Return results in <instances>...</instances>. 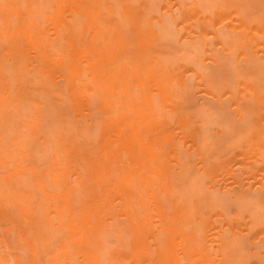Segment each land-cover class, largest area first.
Returning <instances> with one entry per match:
<instances>
[{"label":"bare ground","instance_id":"1","mask_svg":"<svg viewBox=\"0 0 264 264\" xmlns=\"http://www.w3.org/2000/svg\"><path fill=\"white\" fill-rule=\"evenodd\" d=\"M260 1H249L260 9L255 5L251 15L264 13ZM221 2L226 5L220 0H0V264H181L182 256L187 264H212V247L214 255L218 249V257L245 264L244 249L251 246L254 259L264 254L258 246L263 240L257 243L264 235L263 214L260 210L258 218L257 200L243 197L249 194L247 183L264 192V174L255 179L264 168L259 164H264L259 158L264 77H256L257 68L264 71V40H258L264 38V14L252 22L239 14L240 1L236 10L233 1ZM165 40L176 42L182 53L160 54L165 49L159 52L158 45ZM218 46L238 58L235 64L248 60L237 69H257L248 79L244 75L246 82L234 80L238 99L230 80L228 90L216 91L208 66H202L206 61L199 60ZM203 93L217 102L229 94L230 106L238 108L234 114L243 124L254 123L248 122L251 133L242 124L249 132H244L246 144L245 138L241 146L237 142L244 152L233 149L237 144L226 146L237 157L221 154L228 152L225 147L221 152L211 147L217 140L208 127L216 124L210 123L204 100L196 113L185 108L190 96L197 100ZM226 124L231 122L213 131L222 136L230 131L225 139L238 134ZM212 152L227 159L219 161ZM232 158L242 170L249 167L248 177L241 175L247 181L233 171L239 166L229 163ZM227 177L233 181L228 178L226 188L216 183ZM179 181L187 187H177ZM244 187L247 191L237 194ZM185 189L192 190L188 199L182 198ZM231 205L236 209L229 215ZM260 260L255 262L264 264Z\"/></svg>","mask_w":264,"mask_h":264},{"label":"rangeland","instance_id":"2","mask_svg":"<svg viewBox=\"0 0 264 264\" xmlns=\"http://www.w3.org/2000/svg\"><path fill=\"white\" fill-rule=\"evenodd\" d=\"M218 1H219V0H218ZM221 1H222V0H220V3L223 4V2H221ZM223 1L225 2V0H223ZM230 1H231V2L233 1V3H231ZM237 1H240L238 4H239V5H242V10L245 9L244 11H242V10L240 9V10L242 11V13H241L240 10H238V11L240 12L239 14H240V15H243V13H244V16L249 17L250 20H251V19L253 20V19H255V18L260 17V16H261V15H260L261 13L264 14V13L262 12V10H261V12H259V13L257 12L258 10H260V9H259V5L255 4L256 6H258V7H257L258 10L256 9L257 11H254L255 13L252 12V13H253L252 15L255 16L254 14H256L257 17H251V16H252V15L250 14V13H251V10L253 11V9H255L254 7H256V6L254 5V7L251 8V7H252L251 4H252V3L254 4V2H256V0H255V1H254V0H247V1H245V0H237ZM237 1H236V0H227L225 3L229 2V3H231L230 6H232V7L236 6V7H234V9H235V8L237 9V8L239 7V5L237 6V4H236ZM249 1L252 2V3L249 4ZM257 1H259V2H257V3H259V4L261 3L260 0H257ZM242 2H243V3H242ZM229 3H228L227 6L230 8ZM241 3H242V4H241ZM244 4H246L247 6H245ZM223 5L225 6L226 4H223ZM233 5H234V6H233ZM227 6H226V8H227ZM250 6H251V7H250ZM263 6H264V5H261V7H263ZM232 7H231V8H232ZM245 7H246V8H249V9H246ZM229 8H228V9H229ZM228 9H227V10H228ZM232 9H233V8H232ZM236 9H235V10H236ZM238 9H239V8H238ZM261 9H263V8H261ZM229 10H231V9H229ZM246 10H247V11H246ZM248 10H249V11H248ZM231 11H232V10H231ZM263 11H264V10H263ZM246 12H247V13H246ZM248 12H249V14H250L251 16L248 15ZM257 13H258V14H257ZM240 15H238V16H234V19H235L236 17H239ZM258 15H260V16H258ZM244 16H243L242 18H244L245 21H246L248 18L246 19V17H244ZM250 17H251V18H250ZM240 19H241V18H240ZM249 19H248V21H249V23H251L252 20L250 21ZM262 19H263V18H262ZM255 20H256V19H255ZM259 20H260V19H257V20L254 21V22H257V21H259ZM248 21H247V22H248ZM260 21H261V20H260ZM252 22H253V21H252ZM227 23H229V22H227ZM258 23H259V22H258ZM262 23H263V22H262ZM254 24H257V23H254ZM258 26H259V25H258ZM253 27H254V26H253ZM253 27H252V28H253ZM223 29H224V28H223ZM224 31H226V30H224ZM224 31H223L222 33H224ZM232 35H233V34H232ZM256 35H257V36H256ZM256 35H255L256 37L259 36L258 34H256ZM258 38H259V39H258ZM258 38H257V39L260 40V41L264 40L263 37H262L263 39H260V37H258ZM233 39H234V38H233ZM233 39H232V40H233ZM232 40H231V41H232ZM234 40H235V39H234ZM167 41H168V43H166ZM235 41H236V40H235ZM170 42H171V43H174L173 41H170V40L162 41V43H165V44L160 46V43H161V42H160L159 45H158V48H159V52L161 51L162 48L165 49V50L162 49V50H164V51H161V52H160V54H163L164 57H167V58H174V57L180 55L182 52L180 53V50H177L176 46H178V44H177L176 42H175L176 44L174 43L173 45H170V44H171ZM233 42H234V41H233ZM162 43H161V44H162ZM226 43H229V44H227V46L229 45L228 48H230V46H232V45H231L232 42H230V41L228 42V41H227ZM262 43H263V42H262ZM262 43H261V45L264 47V45H263ZM167 44H168V45H167ZM224 44H225V43H224ZM234 44H235V46H234L233 48H234V49H237V48L239 47V46H238V43H237V45H236V43H234ZM251 44H252V42H251ZM252 45H253V44H252ZM163 46H164V47H163ZM224 46H226V45H224ZM227 46H226V47H227ZM253 46H256V45L254 44ZM259 46H260V45H259ZM259 46L257 45L256 47H259ZM171 47H172L173 49H172ZM249 47H251V46L249 45ZM249 47H248V48H249ZM260 47H261V46H260ZM260 47H259V48H260ZM160 48H161V49H160ZM174 48H175L177 51H175ZM213 48H214V47H213ZM218 48H219V49H217L216 51L212 50V56H213V54H214V56H215L216 53H217V57H215V58H211L212 56L210 57V56L208 55V56H205L206 58H205V57H204V58H201V57L199 58V60H201V61H203V59H204V61H203L204 63H205V61H206V63H205L206 65H205V64L202 65V62H200V65H202L203 68L208 66V69H207V68H206V69L204 68V69L207 70L208 75H209L208 77L211 78V79H210L211 82H212V80L214 81V82H212V83H213V86H214V88L216 89V91H219V92H220V88H221V87H223L224 89H227V90H228V88H229L228 86H229L230 83L228 84V83H227V80H230L231 84H233V85H230V86H232V87L235 86V87L238 88V84L241 83V81L246 82V80H243V77H246V76H244V75L247 74V75H248V76H247V79H248V77H249V75L251 74V72H252V71H256L257 69H258V71H256V74H257V72H258V74H257L256 77L263 79L261 76L264 77V71H263V69H262V70H259V68H262V67H259V66L256 64L259 68H257L256 70H251V71L249 72V70L246 68V67H248L249 65H248V66H246V65H247V64H250V63H247V64L245 65L246 67H243V68H242V66H240L241 68H240V69H237V66L240 65V64H238L239 62L245 64V61L248 62V60H244V59L242 60V59H241L242 61H241V60H238L239 62H238L237 64H235V62H236L237 59H238L237 57H233V59H231L232 56H229L227 52L225 53V52H224L225 50L223 51V49H221L219 46H218ZM233 48H231V50H230L231 53L234 51V50H232ZM244 48L247 49L245 46H244ZM244 48H243V49H244ZM171 49H172V50H171ZM178 49H179V48H178ZM238 49H240V48H238ZM260 49H262V50H261V53H262V51H264V49H263V48H260ZM260 49H259V50H260ZM166 51H167V52H166ZM221 51H223V52H221ZM240 51H241V50H240ZM249 51H250V49H249ZM249 51H247V52H249ZM168 52H169V53H168ZM234 52L237 53V52H239V51L236 50V51H234ZM251 52H253V53H252V55H253V54H254V51L252 50V48H251ZM239 53H240V52H239ZM239 53H237V56L239 55ZM249 53H250V52H249ZM168 54H169V55H168ZM170 54H171V55H170ZM232 54H234V53H232ZM250 54H251V53H250ZM218 55H221V56H218ZM227 55H228V57L225 58V56H227ZM254 55H255V54H254ZM207 57H208L209 59H208ZM230 57H231V58H230ZM238 57H239V56H238ZM251 57H252V56H251ZM216 58H217V61H214ZM241 58H242V57H241ZM252 58L254 59L255 57L253 56ZM261 58H262V57H261ZM218 59H220V60L218 61ZM234 59H235L236 61H235ZM232 61H233V62H232ZM234 61H235V62H234ZM215 62H216V63H215ZM220 62H221V63H220ZM225 62H226V63H225ZM213 63H215V64H213ZM222 63H224V64H222ZM209 64H210V65H209ZM243 64H241V65H243ZM215 65H216V66H215ZM219 65H221V66H219ZM226 65H227V66H226ZM228 65H229V67H228ZM250 65H255V64H250ZM256 65H255V66H256ZM211 66H212V67L215 66V67L212 68ZM218 66H219V67H218ZM225 66H226V67H225ZM235 66H236V67H235ZM255 66H253V68H254ZM216 67H218V69H217ZM234 67H235V69H234ZM249 67L251 68L252 66H249ZM215 68H216V69H215ZM220 68H221L222 70H221ZM224 68H225V69H224ZM232 68H233V69H232ZM250 68H249V69H250ZM253 68H252V69H253ZM211 69H212V70H211ZM228 69H230V70H228ZM243 70H244V72H241V71H243ZM247 70H248V71H247ZM214 71H216V72H214ZM220 71L222 72V74H220ZM223 71H224V72L226 71L225 74H224ZM228 71H229V72H228ZM238 71H240V75H241V78H242V80H241V78H240V81L237 80V78H239V76H240ZM245 71H247V72H245ZM232 72H233V74H232ZM237 72H238V74H237ZM248 72H249V74H248ZM211 73H212V75H211ZM226 74H228V76L230 77V79L227 78L228 76H227ZM229 74H230L231 76H230ZM210 75H211V77H210ZM221 75H223V76H221ZM225 75H226V76H225ZM237 75H239V76H237ZM259 75H260V76H259ZM217 76H219V77H217ZM254 76H255V75H254ZM213 78H214L215 80H214ZM223 78H227V79H226V80H225V79L223 80ZM253 78H254V77H253ZM218 79H220L221 81L218 80ZM231 79H232V80H231ZM244 79H245V78H244ZM216 80H217V81H216ZM234 80H236L237 82L234 81ZM254 80H255V79H254ZM254 80H251L250 82H253ZM256 80H257V82H258L260 79H259V80L256 79ZM222 81H223L224 83H223ZM248 81H249V80H248ZM228 82H229V81H228ZM232 82H234V83H232ZM235 82H236V83L239 82V83L236 84ZM226 83H227L228 85H226ZM214 84H215V85H214ZM224 84H225V85H224ZM234 84H235V85H234ZM226 86H227V87H226ZM241 86H242V85H241ZM225 87H226V88H225ZM232 87H230V88H232ZM242 87H243V86H242ZM242 87H241V92H242V90H243V92H244L245 88L243 87L244 89H242ZM224 89H223L222 91H225V92H226V90H224ZM233 90H234V93L237 95L238 93H236L235 91H238V90H236V88L234 89V87H233ZM241 92H240V93H241ZM246 92H247V91H245V93H246ZM215 93H218V92H215ZM221 93H222V92H221ZM201 94H202V93H201ZM201 94L198 95V96H200V98L198 97L199 99H197V100H200L199 102L195 99L196 97L190 96V97L187 99V101H186V106H187V107H185V106H184V107H185L189 112H191V113H196L197 111H199V110L201 109V105L203 104V103H201V102H202L201 100H204V104H205V105H204V108L209 109V110H208V112H209V117H208V118H210V121H211L210 123H211V124H212V123L216 124V125H214V126L210 125V126L208 127V130H209V128H210V129L212 128L211 130H209L210 137H211V138L213 137L212 139H214L215 141L217 140V141L215 142V146L213 145L214 142H212V143L210 144L211 147L213 146L214 149H215V148H216V149L218 148L217 151H218V152H221V151H220L221 147H222V149H224V147H225V149H226V148L229 147V145L237 144V142H239L240 140L242 141L243 138H245V140H243V141H244V143L246 144V142H248V140H247L248 138H247V137L249 136V135H248V133H249L248 130H250V129L253 130V129L251 128V127H253V126H250V125H249V123L252 124L251 122H249V121L245 122L246 125H249V126H250V128H248V130H246V128L243 126V125H245V123L243 124L244 120L242 121L238 116L235 115V114H238V112L235 111V110H237L238 108H237V109H236V108L233 109L232 106H234V104H232V106H230L231 103L233 102V101H232V100H233L232 97H229V96H228L229 94H227V97H225L226 99H225V98L222 99L221 97H218L219 100H218V102H217V101H216L213 97H211L210 95H207L206 93H203V95L201 96ZM235 94H234V95H235ZM242 94H244V93H242ZM246 94H247V95H250V96L252 95L250 92H249V93H246ZM218 95H219V94H218ZM220 95H221V94H220ZM240 95H241V94H240ZM221 96H224V95L222 94ZM225 96H226V95H225ZM243 96H244V95H242L241 97H243ZM210 97L212 98V101H211V98H210ZM245 97H246V96H245ZM245 97H243V99H244L245 101H247V100L245 99ZM202 98H204V99H202ZM235 98H236V97H235ZM220 99H221V100H220ZM230 99H231V100H230ZM236 99H238V95H237V98H236ZM235 101H236V100H235ZM187 102H188V105H187ZM189 102H190V103H189ZM208 102H209V103H208ZM226 102H227V103H226ZM228 102H229L230 104H229ZM222 104H223V105H222ZM215 105H216V106H215ZM225 105H226V106H225ZM243 105H244V104H243ZM248 105H249V104H248ZM248 105H246V103H245V107H247ZM210 106H211V107H210ZM212 106H213V107H212ZM217 106H218V107H217ZM223 106H224V108H223ZM234 107H235V106H234ZM236 107H237V106H236ZM199 108H200V109H199ZM221 108H222V109H221ZM225 108H226V109H225ZM228 108H229V109H228ZM198 109H199V110H198ZM218 109H219V110H218ZM223 109H225V110H223ZM252 109H256V107H254V105H253V108H252ZM257 109H258V108H257ZM217 110H218V111H217ZM224 111H225V112H224ZM250 111H251V110H249V112H250ZM222 112H223V113H222ZM217 113H218V114H217ZM234 113H235V114H234ZM227 114H228V115H227ZM229 114H230V116H229ZM225 116H228V119H227ZM230 118H231V119H234L235 122H234V120H233V121H232V120L230 121ZM236 118H239V119L236 120ZM221 121H222V122H221ZM227 121H228V124H229L230 122H231V124H229L228 126H227V124L225 125V127L227 126L226 130L228 131L229 128H230V130L233 129V130H232V133L235 132V131H236L235 133H238V134L232 135V138H233V139H232L230 136H229L228 139H225V137H227V136L229 135V133H231L230 131H228L227 134H225V136H224V134H223L224 137H223L221 134H219V133H215V131H213V130H216V128L218 129V128L220 127V124H225V123H227ZM245 121H246V120H245ZM260 121H262L261 123H262L263 126H264V119H262V120H260ZM232 122H233V123H232ZM248 122H249V123H248ZM258 123H260V122H258ZM242 124H243V125H242ZM253 124H254V123H253ZM253 124H252V125H253ZM217 125H218V127H217ZM230 125H231V126H230ZM235 125H236L237 128L235 127ZM246 125H245V126H246ZM256 125H257V124H256ZM233 126H234V127H233ZM249 126H248V127H249ZM215 127H216V128H215ZM228 127H229V128H228ZM239 127H240V128H239ZM243 127H244V128H243ZM246 127H247V126H246ZM255 127H256V126H255ZM221 128H222V127H221ZM235 128H236V129H235ZM241 128H242L243 130H240ZM234 129H235V130H234ZM238 129H239V131H237ZM218 130H219V129H218ZM220 130H221V129H220ZM222 130H223V129H222ZM222 130H221V131H222ZM226 130H225V132H226ZM245 130H246L248 133L245 134V133H244V132H246ZM251 130H250V133L252 132ZM262 130H264V128H263ZM240 131H241V132H240ZM222 132H224V130H223ZM239 132H240V133H239ZM211 134H213V135H211ZM214 134H215V135H214ZM233 134H234V133H233ZM217 135H221V136H219V137H223V138H219ZM236 135H238L239 137H237ZM245 135H248V136L246 137ZM234 136H236V138H234ZM215 138H216V139H215ZM230 138H231L232 142H230V141H231ZM246 138H247V139H246ZM219 139H221V141H220ZM223 139H225V140L223 141ZM209 140H210V139H209ZM218 140H219V143H218ZM227 140H228V141H227ZM233 140H234V141H233ZM246 140H247V141H246ZM249 140H250V137H249ZM245 141H246V142H245ZM209 142H210V141H209ZM224 142H225V143H224ZM229 142H230V143H229ZM216 143H217V145H218V144L220 145V143H222V144H221L222 146H216ZM247 144H248V143H247ZM239 145L241 146V142H239ZM239 145L237 144V147H236V146H233V149L236 148V150H237L238 152H239V150H241L240 152H244V151H242V149H243V148L245 149L246 147H240ZM226 146H228V147H226ZM238 146H239L240 148H238ZM213 147H212V148H213ZM231 147H232V146H231ZM231 147H230V149H226V151H228V152L221 153V154L229 153V154H227L228 156L226 155L227 158H229L230 156H234V154H235V156H236L237 151H236V153H235L234 150H231V149H232ZM219 148H220V149H219ZM241 148H242V149H241ZM238 149H239V150H238ZM229 150L234 151V152L231 153V152H229ZM217 151H213V152H217ZM213 152H212V153H213ZM260 152L263 153V155H261L262 157H259V158H260V159L263 158L262 160H264V157H263V156H264V152H262V151H260ZM232 154H233V155H232ZM212 156L215 157V158L217 157L215 153H213ZM224 156H225V155H223V157H224ZM226 156L224 157V159L226 158ZM259 156H260V155H259ZM218 157H219V161H221V160H222L221 158H223V157L220 158L219 155H218ZM218 157H217V158H218ZM236 157H237V156H236ZM241 157L243 158L242 155H241ZM256 157H257V156H256ZM227 158H226V159H227ZM233 158H235V157H233ZM233 158L229 161V163H230L231 161L234 162V159H233ZM240 159H241V158H240ZM253 159H254V158H253ZM253 159H252V160H253ZM256 159H258V158H256ZM260 159H258V160H260ZM235 160H236V158H235ZM244 160H245V159H243V160H241V161L244 162ZM238 161H239V160H238ZM235 162L238 163L237 161H235ZM235 162H234V164H236ZM239 162H240V161H239ZM252 162H253V161H252ZM244 163H245V162H244ZM257 163H259V162H256V160H255V161H254V165L257 164ZM259 164H260V165H261V164L264 165V164H263V161H262V163H259ZM259 164H258V165H255V167L258 166V168H259V166H260ZM237 165L239 166L238 170H235L234 168H232V169H234L233 171H239V173H238L239 175H238V176H241L242 174L244 175V172L246 173V171H244V170H247V169L249 170V167H247V169L242 170L241 167H242L243 165L241 166V164H240V165H239V164H236V165H234L233 167H235V168L237 169ZM262 165H261V166H262ZM172 166H175V164H172ZM194 166H195V165H194ZM229 166H230V164H229ZM240 166H241V167H240ZM261 166H260V167H261ZM195 167H196V166H195ZM262 167H263V166H262ZM245 168H246V167H245ZM250 168H251V167H250ZM256 168H257V167H256ZM256 168H255V169H256ZM259 169H260V168H259ZM261 169H262V168H261ZM173 170H174V171H177L178 169H175V168L173 167ZM192 170L194 171V168H192ZM192 170L190 169V171H192ZM197 170H198V169H197ZM197 170L195 169V171H197ZM256 170H257V169H256ZM181 171H182V170H181ZM186 171H188V168H187ZM231 171H232V170H231ZM233 171L231 172L232 174H234ZM261 171H262V170H261ZM179 172H180V171H179ZM182 172H183V171H182ZM198 172H199V171H198ZM259 172H260V171H259ZM262 172H263V173L260 172V175H259L257 178H255L256 180H258V178L260 179L261 177H263V176H261V175L264 174V168H263V171H262ZM174 173H176V172H174ZM183 173H184V172H183ZM185 173H186L185 175H187V176L189 175L188 172H185ZM189 173H191V172H189ZM196 173H197V172H196ZM236 173H237V172H236ZM193 174H194V172H193ZM193 174H191V175H193ZM197 174H198V173H197ZM226 174H227V173H226ZM226 174H225V175H226ZM229 174H230V173H229ZM229 174H228V175H229ZM246 174H247V173H246ZM254 174H255V173H254ZM256 174H257V173H256ZM177 175H179V174H177ZM180 175H181V174H180ZM183 175H184V174H182V177H183ZM191 175H189V176H191ZM194 175L196 176V174H194ZM194 175H193V176H194ZM228 175H227V176H228ZM251 175H252V174H250V175H249V178H247V179L249 180V182H251L250 180H253V179H254V178H253V179L251 178V177H254V176H251ZM187 176H186V177H187ZM220 176H221V175H220ZM222 176H224V175L222 174ZM233 176H234V175H233ZM236 176H237V175H236ZM238 176H237V178H239V180H240L241 178H244L245 176L248 177V175H244V177L241 176V178L238 177ZM260 176H261V177H260ZM176 177H178V176H176ZM176 177H175V179H176ZM186 177H183V178H186ZM197 177H198V176H197ZM225 177H226V176H225ZM229 177H231V176H229ZM229 177H227L226 181H221L220 179H222V178L220 177L219 180H220L221 182H219V181H218V182L215 181V182H216L217 184H218V183H220V184L222 183L221 186H223V188H226V186H224V184H225V185H226L227 183L229 184V182H227V180H228ZM255 177H256V176H255ZM178 178H179V177H178ZM188 178H189V177H188ZM188 178H187V179H188ZM250 178H251V179H250ZM263 178H264V177H263ZM263 178H262V179H263ZM191 179H194V178H191ZM197 180H198V179H197ZM197 180H195L196 187L198 186V184L201 185V184H200V181H199V180L197 181ZM244 180H246V179L244 178ZM177 181H178V180H177ZM177 181H175V182H177ZM228 181L231 182V181H233V180H232V178H229ZM240 181H242V179H241ZM246 181H247V180H246ZM253 181H254V180H253ZM258 181H259V180H258ZM258 181H256V182H258ZM263 181H264V179H263ZM179 182L182 183V184H181V185H180V183H179V184H175V185H177V187H178V186H179L180 188H181V187H183V188H184V187H187L183 181H179ZM185 182H187V181H185ZM192 182H193V181H192ZM205 182H206V181H205ZM215 182H214V184H216ZM223 182H225V183H223ZM242 182H243V181H242ZM254 182H255V181H254ZM243 183H244V182H243ZM251 183H252V182H251ZM188 184H191V185H192V184H194V183H191L190 181H188ZM195 184H194V185H195ZM252 184H253V183H252ZM254 184H255V183H254ZM191 185H188V187H190ZM203 185H205V184H203ZM203 185H202V187H204ZM243 185H246V184L244 183ZM243 185H242V186H243ZM192 186H193V185H192ZM192 186H191V187H192ZM227 186H228V185H227ZM247 186L249 187V189H248L249 194H248V193L244 194L246 187H244V189H243L244 191H241L240 189L237 188V190L240 191V192L237 191V192H238L237 194H241L240 196H242V195L244 194V196H243L244 198L248 197V196L245 197V195H250L251 198H250V197H248V198H250V199L252 200V203H254V201L257 200V203H258L259 205H258V204H255V203H254V205H255L256 207L258 206L257 208L259 209V212H258V215H259V216H258V218H260V216H261L260 210H261V212H262V214H263V215H262V218H264V217H263V216H264V194L262 195V193H264V192L262 191L261 188L258 189V187H256V186H255L256 188L252 189V188H251L252 186H251L249 183H247ZM253 186H254V185H253ZM205 188H206V187H205ZM193 189H194V188H193ZM206 189H207V188H206ZM206 189H205V190H206ZM250 189H252V190H250ZM260 189H261V190H260ZM179 190H180V189H179ZM181 190H182V189H181ZM183 190H184V189H183ZM185 190H186V189H185ZM197 190H198V189H197ZM218 190H219V188H218ZM191 191H192V190H189V189H188V190H186V191L181 192V193H183V197H182V198H183V199H188V197H190V196H188V195H190ZM199 191H200V190H199ZM199 191H198V192H199ZM246 191H247V189H246ZM253 191H254V192H253ZM178 192H179V191H178ZM235 192H236V189H235ZM261 192H262V193H261ZM181 193H180V194H181ZM206 193L208 194L209 192H206ZM215 193H216V192H215ZM217 193L220 194V191L217 192ZM200 194H201V193H200ZM216 195H217V194H216ZM252 195H256V198H257V199H256V198H253V197H255V196L252 197ZM187 196H188V197H187ZM201 196H203V195H201ZM206 196H207V195H206ZM209 196H210V194H209ZM212 196H213V195H212ZM217 196H219V195H217ZM220 196H221V194H220ZM207 197H208V196H207ZM210 197H211V196H210ZM213 197H215V196H213ZM222 197H223V196H222ZM224 197H225V196H224ZM224 197H223V198H224ZM200 198H202V197H200ZM223 198H222V199H223ZM210 199H211V198H209V200H210ZM211 200H214V199H211ZM258 200H259V201H258ZM224 201H225V202H224L223 205L226 206V205H227L226 203H228L227 201H229V200L227 199V201H226V199H225ZM245 201L249 202L247 199H245ZM219 202H220V201H219ZM220 203H221V202H220ZM260 205H261V206H260ZM227 206H228V205H227ZM231 206H232V207H229V208H228L229 210L226 209V210H228V211H226V212H228L229 215H232V214L235 212L234 210L236 209V208H235L236 205H231ZM233 206H234V207H233ZM224 208H225V207H224ZM262 218H261V219H262ZM242 221H243L244 223L246 222L245 219H242ZM262 221L264 222V219H263ZM243 222H242V223H243ZM218 223H219V222H218ZM221 223H223V221H222ZM221 223H220V224H217V225H221ZM263 227H264V226H263ZM258 228H261V227H258ZM252 233H254V232H252ZM262 234H263V233H262ZM262 234H261L262 239H261V238H258V239H257V240H258L257 243H259L260 240H263V241H260L261 243L258 244V246L261 247V251L264 250V235H262ZM258 237H259V236H258ZM262 243H263V244H262ZM250 247H251V246H250ZM250 247H249L248 249L246 248L247 250L244 249V251H243L244 254L246 255L245 257H247V258H245L246 260H243V261H245V264H248V263H249V264H258L257 261L259 260V258H260V259L262 258V260L264 261V258L262 257L264 254L262 255V253L259 251V252L261 253L262 256H259V258H256L257 261L255 262L256 259L253 258L254 255H252V257L250 256V255L253 253V252H251V251H252V248L250 249ZM262 248H263V249H262ZM213 250H214V249H213V247H212V250H211V252L213 253L212 256H213V257H216L217 259H215V258H213V257L211 256V257L213 258V259L210 258V260H212V264H213V263L215 264L214 261H216V262H217V261L220 262V263L217 262L218 264H226V261H227V264H231V263L233 264V263H234V262H233L234 258H229V257H227V256H226V257L223 256L224 258H223V257L220 258V256L218 257V254H219L218 251H219V250L217 249V251H216V255H214V251H213ZM219 252H220V251H219ZM253 254H254V253H253ZM231 256H232V255H231ZM256 256H258V255H256ZM232 257H233V256H232ZM228 258H229V259H228ZM249 258H250V259H249ZM220 259H223V260L221 261ZM227 259H228L229 261H228ZM247 259L249 260L248 263H247ZM213 260H214V261H213ZM219 260H220V261H219ZM230 260H231V261H230ZM223 261H224V262H223ZM260 261H261V260H260ZM263 261H261V262H263ZM222 262H223V263H222ZM228 262H229V263H228ZM258 262H259V261H258ZM187 263H188V261H187ZM187 263H186V261H185V258L182 256V257H181V264H187ZM189 264H190V263H189Z\"/></svg>","mask_w":264,"mask_h":264}]
</instances>
